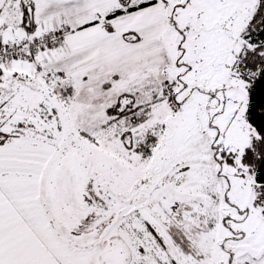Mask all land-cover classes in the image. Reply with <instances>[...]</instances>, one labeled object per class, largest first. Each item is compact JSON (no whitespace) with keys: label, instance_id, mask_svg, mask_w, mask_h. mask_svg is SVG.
<instances>
[{"label":"snow or ice","instance_id":"6c2138e0","mask_svg":"<svg viewBox=\"0 0 264 264\" xmlns=\"http://www.w3.org/2000/svg\"><path fill=\"white\" fill-rule=\"evenodd\" d=\"M0 264H264V0H0Z\"/></svg>","mask_w":264,"mask_h":264}]
</instances>
